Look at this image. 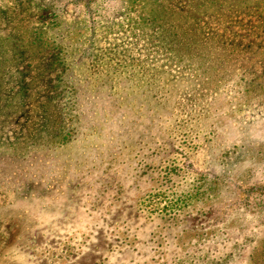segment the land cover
Instances as JSON below:
<instances>
[{"label":"rangeland","instance_id":"obj_1","mask_svg":"<svg viewBox=\"0 0 264 264\" xmlns=\"http://www.w3.org/2000/svg\"><path fill=\"white\" fill-rule=\"evenodd\" d=\"M0 264H264V0H0Z\"/></svg>","mask_w":264,"mask_h":264}]
</instances>
